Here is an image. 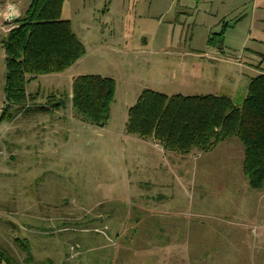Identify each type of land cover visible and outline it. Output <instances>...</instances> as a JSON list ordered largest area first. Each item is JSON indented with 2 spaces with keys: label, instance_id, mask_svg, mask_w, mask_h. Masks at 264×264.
I'll use <instances>...</instances> for the list:
<instances>
[{
  "label": "rangeland",
  "instance_id": "obj_1",
  "mask_svg": "<svg viewBox=\"0 0 264 264\" xmlns=\"http://www.w3.org/2000/svg\"><path fill=\"white\" fill-rule=\"evenodd\" d=\"M150 1L63 0L86 52L73 71L31 81L28 93L45 104L70 94L78 73L103 74L117 81L114 103L103 127L77 119L69 102L0 123V250L14 264H264V187H249L236 138L180 154L124 129L125 106L146 87L221 93L238 106L253 76L218 56L241 37L236 22L188 10L170 24L167 2L154 12ZM219 34L220 46L208 44ZM145 42L159 52L138 51ZM184 49L192 54L173 56ZM4 74L0 48V114Z\"/></svg>",
  "mask_w": 264,
  "mask_h": 264
},
{
  "label": "trees",
  "instance_id": "obj_2",
  "mask_svg": "<svg viewBox=\"0 0 264 264\" xmlns=\"http://www.w3.org/2000/svg\"><path fill=\"white\" fill-rule=\"evenodd\" d=\"M63 0H30L0 42L5 65L4 98L0 123L23 113L63 109L71 101L80 121L103 127L110 118L116 82L111 77L85 74L72 81L71 93L50 95L37 104V94L27 83L38 76L65 71L84 54L85 46L62 18ZM222 35L210 36L208 44L220 46ZM125 131L143 139L154 138L166 150L187 154L208 151L236 138L243 147L242 172L252 189L264 187V73L253 77L241 105L225 95H166L144 89L128 109ZM32 261L27 240H17ZM0 261L14 260L0 250Z\"/></svg>",
  "mask_w": 264,
  "mask_h": 264
},
{
  "label": "crops",
  "instance_id": "obj_3",
  "mask_svg": "<svg viewBox=\"0 0 264 264\" xmlns=\"http://www.w3.org/2000/svg\"><path fill=\"white\" fill-rule=\"evenodd\" d=\"M10 1H12V0H0V30L3 33L1 35L2 39L5 36V33L7 31L6 29H8L10 27V25H6L4 23V20L2 18V14H3V11L5 9V6ZM13 1L18 2L21 5L22 12L24 11L26 6L30 2V0H28L27 2H25V0H13ZM116 1H119V0H116ZM154 1H155V3L152 0L149 2V7L152 9H155V10H153L154 12H159V9L162 7V6H160L161 0H154ZM165 1L167 2V7L164 5L167 8L165 11L166 12H171V11L174 12V16L171 17V20L167 21L170 24L171 23H173L175 25L181 24L182 19H183L182 15L187 13L188 10L189 11L194 10L196 12V14L202 13L203 16H205V17L208 16L209 19H213L214 22H216V24L221 23L223 21H224V23L227 21L236 22L234 24L235 26L233 27L235 29V31L240 32V30H238V29L243 28V33H242L241 37L238 38V40H236V41L234 40L233 42H230V41L226 42L228 49H226L227 52L223 53L225 56H223L222 54L218 55V56L221 59L223 58L225 60H231L232 62L238 61L239 62L238 64L240 66H244L253 72V76L247 77V82L245 83L244 92L247 90V86L253 77L258 75L259 73H264V0H165ZM62 12H63V8H62ZM166 12L161 13V15H160L161 18L158 19L157 23L163 22V20L161 21V19H162V16ZM152 17H154V15H152ZM152 17H150V18H152ZM62 18L66 19L63 16H62ZM3 25H5V26L3 27ZM0 42H1V40H0ZM84 46H85V44H84ZM144 46L145 47H142L138 51H140L141 53H147V52L148 53H158L159 52V51L151 50V48L147 42H145ZM117 51L125 52L127 50L117 48ZM163 52H167V51H163ZM180 52L181 53L179 55L175 54L173 56L182 60L185 57H188L190 55V53L192 54V52L185 50V49L183 51H180ZM170 53L172 54L171 51H170ZM220 53H221V51H220ZM187 54H189V55L187 56ZM162 56H164V55H162ZM82 58H83V56L78 61H80ZM243 59H244V61H243L244 63H242V61H241ZM254 59H256L258 61H262V64L259 66H258V64L253 66L249 62L251 60H254ZM76 63L73 64L67 71H69V70L73 71V69H75L73 67H75ZM52 74H55V73H52ZM86 74H88V73H86ZM46 75H51V74H46ZM46 75H41V76H46ZM78 75H85V73H78L75 76H78ZM94 75H101V74H94ZM41 76H38V77H41ZM101 76L111 77L109 75H103V74ZM38 77H36V78H38ZM111 78H113V77H111ZM113 79L116 80L115 78H113ZM33 80H31V81H33ZM31 81H29L27 83V85ZM116 85H117V81H116ZM71 86H72V80H71ZM26 88H27V86H26ZM145 89H151V90H154L157 92L164 93L166 95H172L171 93H166V91L161 90V89H152L149 87H146ZM143 90L144 89L140 90L139 94L136 96V99L130 105L125 106L124 129H125L126 121H127L128 109L135 103L138 96L140 95V93ZM27 92H28V90H27ZM213 95H221V93H218V94L215 93ZM186 96H189V95H186ZM4 103H5V98H4ZM4 103H3V105H4ZM69 103H70V109L72 110L71 101H69ZM111 109H112V105H111ZM54 110H58V109H54ZM72 112H73V110H72ZM110 116H111V112H110Z\"/></svg>",
  "mask_w": 264,
  "mask_h": 264
},
{
  "label": "water",
  "instance_id": "obj_4",
  "mask_svg": "<svg viewBox=\"0 0 264 264\" xmlns=\"http://www.w3.org/2000/svg\"><path fill=\"white\" fill-rule=\"evenodd\" d=\"M22 15L21 5L16 1H10L6 4L2 18L6 25H13Z\"/></svg>",
  "mask_w": 264,
  "mask_h": 264
},
{
  "label": "built area",
  "instance_id": "obj_5",
  "mask_svg": "<svg viewBox=\"0 0 264 264\" xmlns=\"http://www.w3.org/2000/svg\"><path fill=\"white\" fill-rule=\"evenodd\" d=\"M11 27H9L8 29H6V30H9Z\"/></svg>",
  "mask_w": 264,
  "mask_h": 264
}]
</instances>
